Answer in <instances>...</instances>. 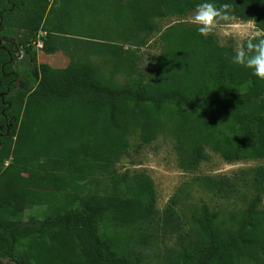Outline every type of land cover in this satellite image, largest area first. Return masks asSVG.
Returning a JSON list of instances; mask_svg holds the SVG:
<instances>
[{"label":"trees","instance_id":"obj_1","mask_svg":"<svg viewBox=\"0 0 264 264\" xmlns=\"http://www.w3.org/2000/svg\"><path fill=\"white\" fill-rule=\"evenodd\" d=\"M50 1L0 0V258L140 264L136 247L150 244L145 224L157 213L147 175L115 173L128 136L145 145L167 135L185 172L208 158L205 146L228 163L264 160V80L231 62V44L180 22L159 33L151 71L136 72L134 52L156 30L154 19L183 16L200 0H52L48 8ZM214 2L264 27V0ZM8 29L21 31L20 39L6 37ZM39 32L47 55L60 36L83 44L63 68L34 65L30 85L7 51H27ZM234 178L252 190L248 201L228 211L197 201L190 230L164 264H264V166ZM195 181L220 195L235 185L226 176ZM179 203L176 192L161 212L162 229L179 226ZM31 207H44V215L23 222Z\"/></svg>","mask_w":264,"mask_h":264},{"label":"rangeland","instance_id":"obj_2","mask_svg":"<svg viewBox=\"0 0 264 264\" xmlns=\"http://www.w3.org/2000/svg\"><path fill=\"white\" fill-rule=\"evenodd\" d=\"M51 1L48 3V8L52 4ZM193 11L183 16L168 15L161 19H154L156 30L147 35L139 49L134 52L135 70L138 74H148L151 67L154 66L162 45L158 40L159 33L179 22L193 25L190 19ZM233 23L243 25L246 22L235 19ZM74 30L76 31V29ZM20 32L16 29H8L6 30V37H11V41H16V39H20ZM211 34L219 45L231 44L234 50L241 46L245 39L239 31L228 27L225 22H221ZM41 35L43 34L41 33ZM59 38L60 44L57 46L56 52L50 55L42 52L39 35L31 38L30 47L27 51H24L20 45L19 50L12 53L14 61L11 66L17 72L19 79L26 80L30 85H33L31 69L34 65L46 63L54 68H63L74 62L81 53L83 39L68 36H60ZM125 78L126 76L122 74L117 76L118 81L121 82ZM137 143L136 133L128 136L126 154L115 164V173L118 175L124 171L129 175L143 173L153 183L157 215L153 218V221L145 224L146 229L151 234L150 244L136 247V252L141 257L140 264H164L166 254L177 251L178 246L181 244L179 234L188 231V229L190 230V210L197 201L202 200L210 210L228 211L241 208L253 192L247 185L245 186V184L234 178V174L258 165L264 166V160L248 159L228 163L218 153L205 146L204 152L208 158L201 161L196 170L185 172L177 166L173 141L167 135L160 134L154 141L145 145H138ZM198 176L233 177L235 185L225 195L215 194L201 189L196 184L195 177ZM176 192L180 201L175 208V213L180 220L179 226L174 230L162 229L161 212L169 198ZM261 207L264 210V195ZM44 213V207H31L24 210L21 219L23 222H30L35 218L40 219Z\"/></svg>","mask_w":264,"mask_h":264},{"label":"clouds","instance_id":"obj_3","mask_svg":"<svg viewBox=\"0 0 264 264\" xmlns=\"http://www.w3.org/2000/svg\"><path fill=\"white\" fill-rule=\"evenodd\" d=\"M190 19L201 36L212 33L221 22H225L228 27L239 31L245 39L230 57L231 62L249 69L253 76L264 80V27H260L252 19L243 25L233 23L235 20L233 5L225 2L217 6L214 0H200L195 5Z\"/></svg>","mask_w":264,"mask_h":264},{"label":"flooded vegetation","instance_id":"obj_4","mask_svg":"<svg viewBox=\"0 0 264 264\" xmlns=\"http://www.w3.org/2000/svg\"><path fill=\"white\" fill-rule=\"evenodd\" d=\"M3 41H5V40H3ZM6 50V49H5ZM17 50V48H13L12 50H6L7 52H8V54L10 55V54H12L14 51H16ZM18 51V50H17Z\"/></svg>","mask_w":264,"mask_h":264},{"label":"water","instance_id":"obj_5","mask_svg":"<svg viewBox=\"0 0 264 264\" xmlns=\"http://www.w3.org/2000/svg\"><path fill=\"white\" fill-rule=\"evenodd\" d=\"M0 260L2 261L3 264H6L8 262V259L6 258H0Z\"/></svg>","mask_w":264,"mask_h":264},{"label":"built area","instance_id":"obj_6","mask_svg":"<svg viewBox=\"0 0 264 264\" xmlns=\"http://www.w3.org/2000/svg\"><path fill=\"white\" fill-rule=\"evenodd\" d=\"M42 34H43V33H42ZM39 36H42L41 33H39ZM40 46H41V44H40Z\"/></svg>","mask_w":264,"mask_h":264}]
</instances>
